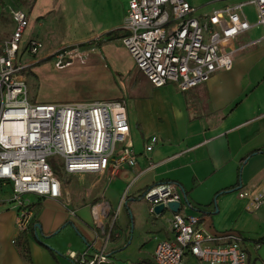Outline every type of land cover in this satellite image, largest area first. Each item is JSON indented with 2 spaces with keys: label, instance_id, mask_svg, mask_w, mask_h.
Returning <instances> with one entry per match:
<instances>
[{
  "label": "crops",
  "instance_id": "obj_1",
  "mask_svg": "<svg viewBox=\"0 0 264 264\" xmlns=\"http://www.w3.org/2000/svg\"><path fill=\"white\" fill-rule=\"evenodd\" d=\"M39 1L16 0L21 9V4L29 3L22 9L33 33L27 42L36 39L42 43L47 38L39 31L43 23L37 22V16L46 14ZM128 1L50 0L51 7L65 13L67 19L66 43L57 48L104 47L103 42L117 41L112 37L122 36ZM186 1L198 11L196 0ZM248 1L226 0L213 10ZM248 7L242 8L247 22ZM255 27L252 24L235 46L259 39L260 33L250 36ZM42 55L39 60L47 57ZM140 76L127 95L133 100L129 135L135 167L123 168L109 181L105 174L62 173L57 176L59 198H26L33 218L31 228L22 234L15 230L17 210L0 200V264H71V254L101 251L111 264H152L156 244L172 238L171 214L148 213L146 217L148 204L140 197L149 187L167 182L183 190L189 203L185 212L199 217L205 233L241 236L248 264H264V206L255 210L250 200L238 194L240 189L264 190V45L240 50L229 70L216 72L187 92L172 84L153 88ZM150 136L154 142L149 141ZM33 224L39 227L34 230ZM17 237L27 249L28 263L21 247L15 246Z\"/></svg>",
  "mask_w": 264,
  "mask_h": 264
},
{
  "label": "built area",
  "instance_id": "obj_2",
  "mask_svg": "<svg viewBox=\"0 0 264 264\" xmlns=\"http://www.w3.org/2000/svg\"><path fill=\"white\" fill-rule=\"evenodd\" d=\"M247 5L254 8L257 24L264 29V0H249L197 17V9L186 0H129L120 43L153 88L172 84L178 91L187 92L206 83L216 72L229 70L240 50L264 45L263 31L259 39L235 46L251 29L242 13ZM27 27L26 14L16 0H0V183L11 186L10 203L17 210L18 234L31 228L33 218L25 195L60 197L51 160L61 165L65 175L105 174L108 181L123 168L136 165L124 102L30 101L23 71L33 63L22 55L35 57L42 44L31 39L21 47ZM77 49L78 45L63 46L47 57L61 69L68 54ZM154 140V136L149 137V141ZM238 194L250 200L255 210L264 206V190L240 189ZM140 198L148 204L149 215L155 216L156 206L166 208L168 203L179 201L180 194L176 184L167 182L145 190ZM185 209L182 206L171 213L172 238L156 244L152 264H185L187 257L197 264H248L241 236L205 233L199 217ZM92 217L97 222L94 210ZM69 259L71 264H111L102 251L71 254Z\"/></svg>",
  "mask_w": 264,
  "mask_h": 264
},
{
  "label": "rangeland",
  "instance_id": "obj_3",
  "mask_svg": "<svg viewBox=\"0 0 264 264\" xmlns=\"http://www.w3.org/2000/svg\"><path fill=\"white\" fill-rule=\"evenodd\" d=\"M196 2L198 3L196 4L198 11L195 14L197 17L199 15L207 16L212 14L214 5H220L226 0H196ZM28 6L29 3L21 4L23 10ZM39 7L41 11H46V14L37 16L40 17L37 22L43 23L39 31L45 32L47 35V38L42 43L50 48L45 49V46L41 43L42 48L35 57L26 54L22 55L26 62L33 63L32 66L23 71L30 101L33 103L122 101L127 110L128 126L131 129L130 113L133 100L127 95L141 76L119 42L120 37L117 41L115 40L111 43H108V41L103 42L102 44H106L104 47H91L90 45L78 47L75 52L68 54L67 58L62 62L63 67L58 69L54 66L53 58L45 56L46 58L39 60V57L44 52V49V55L47 54L48 56L63 47L57 48L58 45L66 43V15L62 11L51 7L50 0H40ZM245 13L248 16L249 24L256 26L251 30L250 36L257 37L259 33L262 34L264 29L257 24L254 8H246ZM37 17L35 18L37 19ZM6 27L7 25H4L5 29ZM32 34L31 31L29 32L28 27L24 38H22L21 47L25 45L29 37H33ZM125 95L126 98L124 99ZM50 164L54 168L55 175L60 176L62 174L61 165L55 163L54 160H51ZM11 196L12 189L10 184L0 183V200L13 205L10 203ZM28 197L32 198L31 195H25L24 199ZM145 207L147 217L148 208L146 204ZM197 263L191 257H187L185 260V264Z\"/></svg>",
  "mask_w": 264,
  "mask_h": 264
},
{
  "label": "water",
  "instance_id": "obj_4",
  "mask_svg": "<svg viewBox=\"0 0 264 264\" xmlns=\"http://www.w3.org/2000/svg\"><path fill=\"white\" fill-rule=\"evenodd\" d=\"M179 194H180L179 201L173 202V203H168L166 208H164L162 205L156 206L154 208L155 215L161 216L165 212H169L170 214L176 213L178 211V209L182 206L189 207V203L186 199V196H185V193L183 192V190H180ZM38 227H39L38 225H35L33 229L36 230V228H38Z\"/></svg>",
  "mask_w": 264,
  "mask_h": 264
},
{
  "label": "trees",
  "instance_id": "obj_5",
  "mask_svg": "<svg viewBox=\"0 0 264 264\" xmlns=\"http://www.w3.org/2000/svg\"><path fill=\"white\" fill-rule=\"evenodd\" d=\"M110 35H113V34H110ZM112 39H113V40H115V39H119V36H113ZM151 187H153V186H151ZM151 187H149V188H151ZM149 188H148V189H149ZM231 191H236V189L233 188ZM33 227H34V224H33ZM20 243H21V242H20V237H17L16 240H15V246H16L17 248H18V246L21 247V254H22L23 258L25 259V261H27V263H28L27 249L24 247L23 244L20 246Z\"/></svg>",
  "mask_w": 264,
  "mask_h": 264
}]
</instances>
